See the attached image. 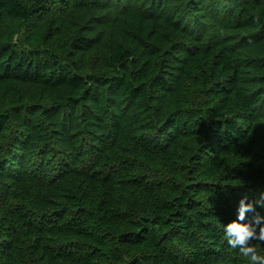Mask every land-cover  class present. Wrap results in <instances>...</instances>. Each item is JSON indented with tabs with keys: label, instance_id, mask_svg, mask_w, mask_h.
I'll return each instance as SVG.
<instances>
[{
	"label": "trees",
	"instance_id": "trees-1",
	"mask_svg": "<svg viewBox=\"0 0 264 264\" xmlns=\"http://www.w3.org/2000/svg\"><path fill=\"white\" fill-rule=\"evenodd\" d=\"M261 193L263 4L0 0V264H248Z\"/></svg>",
	"mask_w": 264,
	"mask_h": 264
},
{
	"label": "clouds",
	"instance_id": "clouds-1",
	"mask_svg": "<svg viewBox=\"0 0 264 264\" xmlns=\"http://www.w3.org/2000/svg\"><path fill=\"white\" fill-rule=\"evenodd\" d=\"M257 205L264 208V193L254 202L242 197L236 207L235 219L227 224L220 223L227 245L238 248L248 264H264V249L258 251L252 243L255 240L264 242V216L257 212ZM248 213L254 214L251 221L246 220Z\"/></svg>",
	"mask_w": 264,
	"mask_h": 264
},
{
	"label": "rangeland",
	"instance_id": "rangeland-1",
	"mask_svg": "<svg viewBox=\"0 0 264 264\" xmlns=\"http://www.w3.org/2000/svg\"><path fill=\"white\" fill-rule=\"evenodd\" d=\"M253 1L264 5V0H253ZM75 19L72 21H75ZM72 21L69 24L73 23ZM37 23H38L37 19L31 20L29 24H25L22 21H18V20H6L2 30L4 35L6 36V39L17 49L30 50L33 48L30 43L31 30L33 26ZM46 49H47L46 47L41 48L42 51Z\"/></svg>",
	"mask_w": 264,
	"mask_h": 264
}]
</instances>
